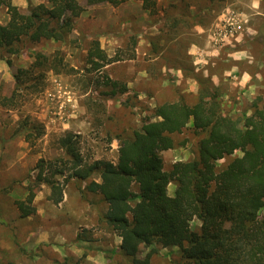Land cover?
<instances>
[{
  "label": "rangeland",
  "instance_id": "374dc122",
  "mask_svg": "<svg viewBox=\"0 0 264 264\" xmlns=\"http://www.w3.org/2000/svg\"><path fill=\"white\" fill-rule=\"evenodd\" d=\"M11 1L27 13L30 5L47 0ZM155 1V6L147 9L143 0H122L117 5L79 0L85 10L75 19L67 42L28 43L21 53L0 59V264H58L70 254L82 258V264H106V254L119 246L121 237L99 222L106 203L99 196L82 195L80 183L70 181L65 186L60 204L48 198L50 189L42 185L34 198V213L20 216L16 199L27 197L28 179L37 161L61 155L59 137L67 131L77 134L87 160L117 161L116 133L140 127L156 104L190 93L193 81L188 82L178 68L191 63L185 51L188 42L195 39L203 47H212L209 38L223 15L234 13L242 19L238 43L246 40L252 52L264 51V0ZM8 19L6 7H0V22L5 24ZM198 23L202 27L197 31ZM93 39L118 60L95 69L87 62ZM231 44L222 45L220 60L214 66L220 75L232 62L228 60ZM37 53L49 60L31 74L20 73L17 87L15 76L35 62ZM61 58L63 64H59ZM107 75L126 83L129 90L105 94L110 89L104 85ZM223 79L224 89L237 102L235 107L230 102L225 108L250 113L259 85L253 86L254 90L237 88L230 75ZM13 90L15 99L3 105ZM228 100L225 95L224 101ZM29 124L41 126L42 135L35 133L29 138ZM175 137L177 143L185 142L163 151L166 169L196 154L198 137L190 129ZM224 162L222 159L219 164ZM174 191L175 184L170 183L168 193L173 195ZM199 224L198 220L192 222L193 228ZM89 229L95 241H76L78 233ZM148 252H152V264H179L182 260L176 246L143 245L139 255Z\"/></svg>",
  "mask_w": 264,
  "mask_h": 264
},
{
  "label": "trees",
  "instance_id": "16d2710c",
  "mask_svg": "<svg viewBox=\"0 0 264 264\" xmlns=\"http://www.w3.org/2000/svg\"><path fill=\"white\" fill-rule=\"evenodd\" d=\"M121 1L87 0L89 4L113 5ZM143 3L148 9L156 1ZM3 6L9 19L0 22V59L21 53L28 43L67 42L75 19L85 10L79 0H47L30 5L27 13L11 0H0ZM46 60V55L37 53L35 62L15 76L17 87L20 73H30ZM116 60L97 39L91 41L87 62L95 69ZM59 64H63L62 58ZM178 68L184 78L197 81V92L180 93L176 100L156 104L140 127L116 133L117 161H89L81 152L77 134L67 131L59 137L63 153L39 159L28 179L27 197L16 199L20 216L34 213V198L42 185L50 189L48 198L60 204L65 186L75 181L80 183L82 195L93 194L106 203L99 222L121 237L119 246L106 254V264H152V252L143 257L139 254L143 245L153 244L178 247L179 264H264L263 89L254 96L250 113H234L237 102L224 89L223 77L215 83L212 70L205 74L192 63ZM104 85L110 88L105 94L129 90L126 83L108 75ZM192 95L193 100L189 99ZM225 95L228 101H224ZM15 97L13 90L2 104L12 103ZM229 103L232 107L226 109ZM27 127L29 138L44 132L36 124ZM187 128L198 137L196 154L166 169L163 151L183 145L185 140L177 143L175 135ZM222 159L225 162L220 165ZM170 183L175 184L173 195L168 193ZM194 220L200 222L198 228H193ZM92 236L89 229L78 233L76 241H95ZM58 264H82V258L70 254Z\"/></svg>",
  "mask_w": 264,
  "mask_h": 264
},
{
  "label": "crops",
  "instance_id": "0c3cea01",
  "mask_svg": "<svg viewBox=\"0 0 264 264\" xmlns=\"http://www.w3.org/2000/svg\"><path fill=\"white\" fill-rule=\"evenodd\" d=\"M197 27L201 30L200 28L202 26L200 24L196 26V30L198 31ZM259 31L260 30H258V32ZM243 42L246 44L242 46ZM231 46L232 47L228 48V60L232 62L230 66L224 70V74L221 75L219 74V70L214 67L217 61L220 60L219 55L222 51L221 47L212 44V47L206 48L196 42L195 39H190L186 52L195 69H201L205 74L208 73L209 70H212V78L215 83L219 82V77H224L225 74H228L230 75V81H232L237 88H251L254 90L253 86L258 87V85V91L264 88V51L259 53L252 52L246 40L238 43L237 38L232 39ZM186 79L188 82L193 81L190 86L191 88L188 90L196 93L198 90L197 81L193 78Z\"/></svg>",
  "mask_w": 264,
  "mask_h": 264
},
{
  "label": "built area",
  "instance_id": "2783aa9c",
  "mask_svg": "<svg viewBox=\"0 0 264 264\" xmlns=\"http://www.w3.org/2000/svg\"><path fill=\"white\" fill-rule=\"evenodd\" d=\"M242 27V19L238 15L234 13L223 15L211 33L210 39L212 44L222 47L226 42H231L232 39L238 38L237 36Z\"/></svg>",
  "mask_w": 264,
  "mask_h": 264
}]
</instances>
